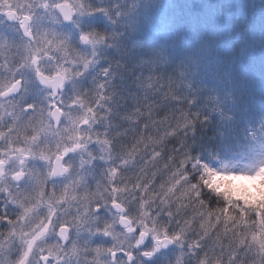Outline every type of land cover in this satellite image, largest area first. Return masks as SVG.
<instances>
[{"label": "clouds", "instance_id": "clouds-1", "mask_svg": "<svg viewBox=\"0 0 264 264\" xmlns=\"http://www.w3.org/2000/svg\"><path fill=\"white\" fill-rule=\"evenodd\" d=\"M0 264H264V0H0Z\"/></svg>", "mask_w": 264, "mask_h": 264}]
</instances>
